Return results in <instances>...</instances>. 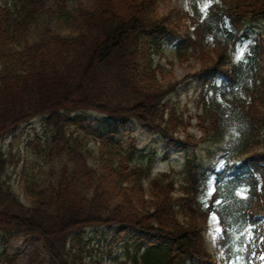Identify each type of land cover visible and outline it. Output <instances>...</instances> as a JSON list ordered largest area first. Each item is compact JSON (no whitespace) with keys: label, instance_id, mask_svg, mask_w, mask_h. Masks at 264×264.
Returning a JSON list of instances; mask_svg holds the SVG:
<instances>
[{"label":"trees","instance_id":"obj_1","mask_svg":"<svg viewBox=\"0 0 264 264\" xmlns=\"http://www.w3.org/2000/svg\"><path fill=\"white\" fill-rule=\"evenodd\" d=\"M202 1L191 0L192 14L183 18L193 19L194 29L180 35L160 14L158 0H0L1 248L36 236L48 259L33 253L28 264H104L81 234L106 226L136 237L135 254L117 264H214L203 235L217 213L224 243L238 236L236 264H254L255 242L245 248L241 234L249 226L257 233L264 210V152L258 150L264 78L254 71L256 49L239 65L225 64L247 25L264 20V0H214L204 15ZM127 6L125 21L109 32L110 19ZM166 33L180 39L182 63L193 60L202 74L222 77L210 101L202 96L203 143L237 128L207 203L209 177L192 157L178 190L175 178L164 174L150 184L148 197V171L131 166L137 153L132 121L171 143L181 134L194 140L188 123L164 103L177 90L176 78L154 64ZM91 110L113 122L76 115ZM38 117L44 135L31 140L34 160L24 166L39 176L31 178L19 173L20 160L1 143Z\"/></svg>","mask_w":264,"mask_h":264},{"label":"rangeland","instance_id":"obj_2","mask_svg":"<svg viewBox=\"0 0 264 264\" xmlns=\"http://www.w3.org/2000/svg\"><path fill=\"white\" fill-rule=\"evenodd\" d=\"M159 5L160 13L162 15H167V17H169V22L181 32L191 25L190 21H180V19L183 18L180 14H189L191 11L190 0H159ZM208 5L209 4L205 3L202 9L205 10ZM129 12L130 9L127 6V8L122 11L121 15L113 16L110 19L109 32H116L118 23L120 21H125L124 18L127 17ZM248 34V38H246L243 44L238 46L236 53L233 54V59L234 61L242 59L249 47L254 43L256 44V41L259 40L262 47L261 73L264 75V22L260 21L251 25ZM176 45L177 41L174 40L171 42L164 39L161 52L154 55L155 64H160L164 66L166 70L171 71L176 78V82L179 84L178 90L171 95L166 106L170 110L174 108L177 110V118L185 119L186 117V121L189 125L188 132L201 138L202 133L196 127V124H198L197 115L202 112V92L208 90L210 93L212 77L207 80L204 79L205 77H202V75H197L200 71V67L196 65L194 61L179 62L175 49ZM35 126L40 127L39 120L26 126V128L29 129L28 131H31V127ZM133 134L138 142V152L134 157L133 166L145 169L151 167V175L146 180L147 188L153 179L164 173L174 176L178 184H180L182 177H179L178 174L182 170L188 155L195 156L197 163L205 170H221L223 166V156L225 155L223 150L228 148L232 140L231 136L227 135L223 141L217 144H214V142L206 144L200 143L197 148L184 151L176 146H171L168 141L162 139L160 135H154L146 129H142L140 126H134ZM236 136L237 134H235V137ZM182 140L186 141L184 136L178 139V141ZM210 177V183L212 185L211 190L213 191V175ZM259 230H261L264 235V226L259 228ZM222 231L223 229L219 218L213 216L210 228L205 235L210 251L213 252V254L215 253L220 261H222V256H225L224 253L219 250V240L222 236ZM81 235L85 238V241L90 242L89 247L95 250L92 257L97 259L102 255L104 264H116L117 258L123 259V257H126L129 253L133 254L136 250L131 237L128 235L125 236L126 233L121 235L124 236V239L118 242L115 241L116 235L114 232H107L101 229L87 230ZM119 238L122 239L121 237ZM251 238L252 236L248 235L247 239L250 240ZM36 248L40 249L41 255L46 257L41 243L36 238L22 237L21 239H17L12 242L5 251L0 248V264H10L11 261H15L16 264H25L30 252ZM262 257H264V255H260L257 260L261 262V264H264V259H262Z\"/></svg>","mask_w":264,"mask_h":264},{"label":"snow or ice","instance_id":"obj_3","mask_svg":"<svg viewBox=\"0 0 264 264\" xmlns=\"http://www.w3.org/2000/svg\"><path fill=\"white\" fill-rule=\"evenodd\" d=\"M251 226H249V231H248V235H251ZM262 259H264V257H262Z\"/></svg>","mask_w":264,"mask_h":264}]
</instances>
